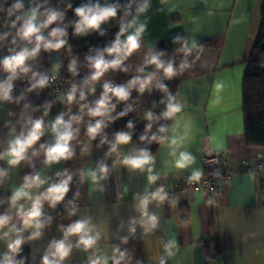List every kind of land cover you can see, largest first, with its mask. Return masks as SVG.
Here are the masks:
<instances>
[{
	"label": "clouds",
	"instance_id": "1",
	"mask_svg": "<svg viewBox=\"0 0 264 264\" xmlns=\"http://www.w3.org/2000/svg\"><path fill=\"white\" fill-rule=\"evenodd\" d=\"M151 5L152 0H127L123 5L119 2L108 3V0L103 4L99 0H88L74 8L72 3H66L61 10L58 6H51V0H27V3L26 0H0V28L4 29L0 31V50L7 51L0 58V73L4 74L0 79V105L21 106L18 117L12 111L7 112L9 119L4 120L6 139L0 150V162L6 165L0 167V189L7 187L10 191L9 195L0 196V206L6 205L0 214V242L6 246V250L0 253V264H29L30 260L35 261V250L29 256H23V247L44 237L45 229L50 228L53 221V217L45 211V205L49 209H57L69 194L75 175L79 176L81 184L90 180L93 190L103 193L105 188L102 182L107 181L110 172L118 166L129 172L146 174L147 187L143 194H135L133 197V208L138 215L129 218L128 235L118 237L119 243L111 244L110 253L103 255L97 254L96 249L102 239H109V235L100 230L92 215L84 214L66 226L59 224L57 227L61 237L49 240L39 264H66L74 249L89 253L86 264H132L133 253L121 246L127 245L130 238L135 236L137 226L142 229V236L153 234L160 226V216L151 211L149 206L156 204L160 207L165 202L172 208L177 206L178 198L170 197L165 185L160 184L154 190H149L161 179V173L155 171L156 156L149 148L133 145L130 150L125 151L126 146L133 144L134 122L129 120L125 125L126 130L114 131L109 137L107 129L134 110L133 105L128 103L133 91L138 96H143L145 92L150 94L153 89L163 93V98L159 101L164 106L163 110L158 115L151 109L143 113V119L147 123L139 141L147 145L154 142L166 145L173 158L172 167L178 172L191 170L187 176L189 185H200L204 179L203 169L194 167L197 157L187 148L190 143L188 133L177 131L180 127L179 114L185 109L183 98L179 93L174 95L164 83V80L171 81L193 68L200 59L204 46L198 44L195 38L177 35L173 37V43L180 45L174 53L181 57L178 65L174 58L165 59L166 50L149 46L141 65L136 68L137 74L131 79L121 84L104 79L110 71H130L126 61L142 48L148 22L141 17L148 13ZM69 10L76 19L65 23L66 12ZM118 13H121L119 17ZM112 20H117L119 30L114 39L103 48H89L83 65L87 69V75L83 76L80 83L75 82V77L80 75L81 65L78 57L71 56L67 70L72 79L68 81L67 90H58L55 101L46 100L42 105L34 106L27 102L29 93L39 95L55 83L62 68V63L57 60L51 64L48 72L34 69L33 64L42 51L59 53L63 49L71 53L69 27L76 37H86L91 33L105 36L106 31L102 25ZM193 52H196V56L190 62L189 57ZM18 80H26L27 87L14 96L15 82ZM98 84L102 91L98 97L89 101V96H95ZM54 102L62 105L63 110L54 119H49ZM121 103L124 108L117 112V106ZM73 106L78 109L76 113H73ZM41 111V115H34ZM14 117L15 120L12 119ZM161 120L176 123L160 124ZM154 124H159L156 132L152 131ZM82 125L87 141L81 139ZM169 132L172 134L169 135ZM45 136L50 139L41 142ZM97 139L96 147L107 145L108 151L95 168H81L76 172L64 168L52 176L43 171L61 162L73 160L77 147L80 148L81 156L90 155L92 144ZM204 151L207 155H212L211 148ZM109 157H114L111 168L106 162ZM37 160L41 161L43 169L36 168ZM22 165H26L31 171L23 175L19 184H9L13 171H18ZM213 175L219 176V171ZM250 175L255 179V174ZM79 197L80 192L77 191L73 199L67 201L65 212L68 218L75 217L80 212L77 203ZM206 203L214 206L216 201L209 198ZM124 227V222L121 221L117 233L123 231ZM162 247L163 255L159 256V264H166L167 259H172L179 252L174 236L162 242ZM136 264L143 262L137 260Z\"/></svg>",
	"mask_w": 264,
	"mask_h": 264
},
{
	"label": "crops",
	"instance_id": "2",
	"mask_svg": "<svg viewBox=\"0 0 264 264\" xmlns=\"http://www.w3.org/2000/svg\"><path fill=\"white\" fill-rule=\"evenodd\" d=\"M263 0H152V5L142 20H147L148 28L144 34L142 48L128 60L130 74L136 75V68L142 63L149 46L159 50V43L171 35L182 32L184 37L195 38L198 44L204 46L200 59L193 68L180 75L176 94L179 93L185 103L184 112L179 114L178 132H187L190 143L187 145L197 157L194 167L203 169V160L207 155L204 151L211 148L212 152L227 150L230 168L234 171L232 178L224 183L223 193L216 198L209 196L204 189H180L175 192L178 204L172 208L168 202L157 207L150 205V210L160 216V226L153 233L142 236V229L137 226L134 237H131L127 248L133 253L132 264L142 261L143 264H159V256L163 255L162 242L177 239L179 252L166 264H264V173L262 178L243 173L239 170L242 160L255 162L259 152L264 147L249 146L245 135V117L243 110V85L247 69V60L257 40L261 25V6ZM51 6H58L63 10L59 0H52ZM70 10L66 12L65 23H68ZM0 31H4L0 28ZM47 34V33H45ZM219 39V43L204 45L203 42ZM72 49V46H71ZM73 50V49H72ZM71 53L67 52L69 62ZM7 54L6 49L0 50V58ZM196 52L189 57L191 62ZM181 59V57H180ZM179 59V62H180ZM60 61V53L41 52L39 59L33 64L34 69H50L51 64ZM63 72L61 68L60 73ZM4 76L0 73V79ZM219 85V87H217ZM155 89H153L154 91ZM152 91V92H153ZM151 92V93H152ZM14 96L19 95L14 89ZM143 96L133 91L129 102L139 99L141 110L137 113L140 123H145L143 113L149 110L147 95ZM46 100L55 101L40 92L29 93L27 102L34 106L42 105ZM63 110L58 102L53 103L49 119ZM12 111L19 116L21 106L15 104L0 105V150L6 139L7 129L4 120L9 119L7 112ZM34 113V115H41ZM15 120V117L12 118ZM176 121H169L173 125ZM19 130V128H18ZM172 133L169 132V135ZM45 136L44 140H49ZM87 141L86 138H81ZM93 142L91 154L81 156L80 148H76V157L51 169H43L40 160L36 168L43 169L45 174L52 176L56 171L69 169L76 172L81 168H95L98 161L103 160L108 151L107 145L97 148ZM133 145L141 147L133 140L132 145L125 147L130 150ZM156 156L155 171L161 173V179L149 190H154L163 182L170 187L180 179L190 175V169L178 172L172 167V157L166 145L159 144L153 153ZM114 157L107 159L112 167ZM6 166L0 162V167ZM31 169L22 165L18 171L14 170L9 184H19L23 175ZM204 171V169H203ZM166 174V175H165ZM105 191H94L91 181L79 182L75 175L70 192L66 197H74L80 192V212L72 218H64L61 222L45 229L41 240L32 242L30 253L35 250L36 259L31 264H39L49 240L59 239L61 233L58 225L71 223L84 214H90L100 230L108 233V240H101L97 254L110 253V245L119 243L118 237L128 235L127 222L130 217L138 215L133 208L135 194H143L147 187L146 174L129 172L123 167H116L110 172L109 179L102 182ZM7 187L0 189V196L9 195ZM212 198L214 206H208L206 201ZM6 205L0 206V214ZM47 205H45V209ZM185 215V217H184ZM124 222V230L117 233L119 223ZM214 250L218 241L221 254L209 260L206 252V242ZM6 250L0 242V253ZM89 253L75 250L66 264H86Z\"/></svg>",
	"mask_w": 264,
	"mask_h": 264
},
{
	"label": "trees",
	"instance_id": "3",
	"mask_svg": "<svg viewBox=\"0 0 264 264\" xmlns=\"http://www.w3.org/2000/svg\"><path fill=\"white\" fill-rule=\"evenodd\" d=\"M52 1V0H51ZM60 5L64 7L66 3H72L73 8L79 6L81 3H87L88 0H59ZM95 2V0H93ZM101 4L105 2V0H99ZM125 4L127 0H108V3H117ZM27 3V0H26ZM57 7V6H53ZM121 13H118V17ZM261 25L259 28L257 40L253 46L252 52L247 60V69L244 77V85H243V110H244V117H245V135H246V142L249 146L255 147H264V0L262 1L261 6ZM117 17V20H118ZM76 19L73 12L70 10V17L69 21ZM117 20H112L109 23L102 25V28L106 31L105 36H100L98 33H91L86 37H76L72 35L73 29L69 27V44L72 46V55L78 57V62L81 65V72L78 75L79 78H83V76L87 75V69L83 67L85 64V55L88 54L89 48H103L106 44L110 43L114 37L115 33L119 30V25ZM180 35L184 37V33L178 32L165 40L160 41L159 43V50H166L165 59L174 58L176 60V64H179V55H175V49L178 48L180 45L173 43V37ZM219 39H211L208 41L203 42L204 45H213L215 43H219ZM60 62L62 63L63 72L69 73L67 70V51L61 50L60 52ZM128 65V61H126ZM148 70H151L150 68ZM107 79L112 81H127L131 79L130 71L128 73L122 72H109L105 76ZM180 76L174 78L173 80H164V83L168 85L169 90L175 95L178 87ZM102 91L100 85L96 89L95 96H89V101L98 97L100 92ZM163 98V93L159 90H154L152 93L147 95L149 109H151L157 115L160 111L163 110V105L159 103V101ZM155 102V107L153 104ZM128 103L133 105L134 110L130 112L126 117L121 118L120 120L116 121L112 124L108 129L109 137L111 138V133L114 131H118L121 129L126 130L125 125L129 120L134 122V129H133V140L138 142L141 147L147 146L149 150L154 153L159 144L152 143L151 145H147L146 143H141L139 141V136L143 133L144 127L147 122L140 123L137 118V113L141 110V102L139 99H136L134 102ZM124 108V104H118L117 112L122 111ZM78 109L76 106H73V113H76ZM87 119V118H86ZM160 124L169 125V121L161 120ZM159 124L153 125V132H156ZM82 133L81 138H86L87 136L83 132V125L81 126ZM151 135V133H149ZM98 143L97 141H95ZM105 146V145H104ZM67 198V197H66ZM185 217V215H184ZM206 252L208 259L211 260L214 257L221 254L220 244L217 241L214 250H212L209 246V241L206 242ZM23 256L30 255V247L29 245H25L23 247ZM20 257H17L19 259ZM31 264V260L29 261Z\"/></svg>",
	"mask_w": 264,
	"mask_h": 264
},
{
	"label": "built area",
	"instance_id": "4",
	"mask_svg": "<svg viewBox=\"0 0 264 264\" xmlns=\"http://www.w3.org/2000/svg\"><path fill=\"white\" fill-rule=\"evenodd\" d=\"M41 72H48V69H42ZM50 74V73H49ZM72 79L70 73L62 72L59 74V78L48 88L41 91L44 95L48 97H54L57 94V91H66L69 87L68 81ZM104 79H107L104 77ZM81 78L78 76L75 77V82L80 83ZM110 80V79H109ZM114 83L121 84L126 81H113ZM102 83V82H101ZM99 85V84H98ZM24 87H27V81H16L15 82V91L17 94L20 93V90ZM228 151L220 150L212 152V155H208L203 160V169H204V179L201 181L200 185L194 186L187 183V176L181 177L178 179L172 187L167 182L161 184L165 185L166 190L169 192L170 197L175 195V192L180 189H204L208 192L209 196L216 198L217 196L223 193L224 183L230 180L234 174V171L230 168L228 160ZM264 151L259 152L255 157V162L251 163L249 160L244 159L241 161L239 170L246 174H255L256 177L262 178L264 173V168L258 166H264ZM219 171V176L213 175L214 172ZM73 199V197L65 198V201L57 206V209H49L48 207L45 211L53 217L51 225L61 222L64 218H67L65 208L67 206V201ZM78 205L80 206V201L77 200Z\"/></svg>",
	"mask_w": 264,
	"mask_h": 264
},
{
	"label": "rangeland",
	"instance_id": "5",
	"mask_svg": "<svg viewBox=\"0 0 264 264\" xmlns=\"http://www.w3.org/2000/svg\"><path fill=\"white\" fill-rule=\"evenodd\" d=\"M97 88H98V85H97ZM97 88H96V89H97Z\"/></svg>",
	"mask_w": 264,
	"mask_h": 264
}]
</instances>
